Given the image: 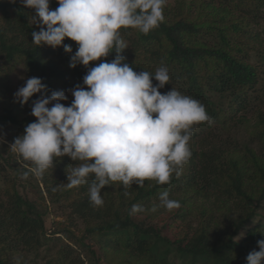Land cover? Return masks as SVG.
Instances as JSON below:
<instances>
[{"label": "trees", "instance_id": "obj_1", "mask_svg": "<svg viewBox=\"0 0 264 264\" xmlns=\"http://www.w3.org/2000/svg\"><path fill=\"white\" fill-rule=\"evenodd\" d=\"M58 6L50 0V9ZM262 9L264 0H175L165 5L164 20L148 34L120 30L128 45L121 54L135 71L155 73L166 67L169 84L159 91L175 88L198 100L211 119L192 128V155L181 167L190 169L188 176L173 173L167 184L149 186L145 180L142 187L113 194L110 182L102 189L103 206H94L89 200L92 177L80 186L66 185L70 157L57 158L42 177L29 173L25 179L29 165H22L10 148L35 121L32 102L41 94L21 105L6 83L9 71L23 63L25 81L41 78L47 86L42 94L50 96L83 86L88 69L69 67L78 45L68 38L64 43L72 47L71 54L62 46L33 44L31 33L39 31L34 10L24 8L21 0H0V264H15L10 256H32L37 263L44 255L50 257L48 264H84L83 254L88 264H164L168 254L180 257L182 264H246L247 255L259 251L257 242L264 240L262 221L246 231L244 240H235L264 210ZM114 58L110 53L102 59ZM73 99L61 103L69 106ZM175 184L176 192L192 193L178 201L176 219L184 234L173 236L170 225H155L160 212L149 215V222L130 214L133 205L149 211L152 198ZM195 195L202 203L196 213L199 227L192 228L185 224L195 212ZM48 201L78 224L54 233L65 237L57 252L48 247L54 241L46 229ZM79 223L83 228L78 230Z\"/></svg>", "mask_w": 264, "mask_h": 264}, {"label": "clouds", "instance_id": "obj_2", "mask_svg": "<svg viewBox=\"0 0 264 264\" xmlns=\"http://www.w3.org/2000/svg\"><path fill=\"white\" fill-rule=\"evenodd\" d=\"M57 2L59 6L52 10L50 0H21L24 8L34 10L32 19L39 26V31L31 33V42L54 49L62 46L69 54L73 49L65 39L76 42L69 67L83 65L88 71L83 86L70 90L74 99L69 106L61 103L68 99L62 90L43 95L47 86L37 77L27 78L14 93L21 105L41 94L32 102L35 121L10 146L21 158L19 162L29 165L24 178L29 173L42 177L57 158L68 156L80 163L67 172V187L80 186L92 177L89 200L94 206H103L102 189L110 182L119 181L124 187L133 182L142 187L145 180L169 183L192 155L193 126L211 117L198 100L177 89L159 91L169 84L166 67L155 73L135 71L121 54L128 45L120 33L133 28L148 34L158 27L167 0ZM110 53H115L114 59H102ZM96 61L101 62L89 66ZM159 200L167 210L180 206L167 191ZM144 211L143 206L133 205L130 214ZM257 243L259 251H251L246 264H264V240Z\"/></svg>", "mask_w": 264, "mask_h": 264}, {"label": "rangeland", "instance_id": "obj_3", "mask_svg": "<svg viewBox=\"0 0 264 264\" xmlns=\"http://www.w3.org/2000/svg\"><path fill=\"white\" fill-rule=\"evenodd\" d=\"M171 2H172V4H174L175 0H167V4L171 3ZM261 18H263V19H261V24H264V9L261 10ZM7 76H8V81H6V83L9 85V81H10L11 86L14 87L13 93H15L18 90V88L23 86V83L25 82L26 71H25L23 63H20L19 65L17 64L15 67H13L9 71ZM65 94L68 97V99L66 100V101H68L67 102V104H68L69 100L72 99V96L70 93H67V92H65ZM76 163L78 164L80 162L73 161V166ZM178 170L180 172V175L177 176L175 174V172H174V174L176 177H179V178H183L185 176H188L191 172L190 169L187 170L185 168H179ZM70 172L71 171L68 170V173H70ZM66 176H67V174H66ZM155 184H157L155 180H149L148 184H146V185L153 186ZM178 186H179V184H175V185H172L171 187L161 189L160 192L156 196H154L152 198V200L150 201L151 209L155 206L156 210L152 211L150 209L148 211L145 208V206H143L145 211L139 212L138 215L135 217V219L137 221L146 220L147 222H149V215H151V214L155 215V213L160 212V215H158L153 220L155 225H157L159 228H161L164 224L170 225L171 230H167V231L171 234H174L173 236H175V232L179 233L180 235L184 234L185 232H183V230L181 228V225H182L181 221L176 219V216H178L177 215V213H178L177 209L178 208H175L172 211H167V210H165L166 208L162 209V206L159 205L160 204L159 196L162 192H165V191H167L169 193L170 199L177 200V201H179L180 198H184L186 196H189V197L192 196V193H189L186 195V194H183L180 192H176V188ZM135 188H137L136 182H133L131 185L124 187L121 182L117 181V182H113L111 184L110 189L112 191H110V192H112V194H113V193L120 192L121 189H124V191H129V190L135 189ZM182 191H185V189H182ZM130 199H132V197H130ZM193 201L195 203L196 209L194 210L195 212L193 213V215L188 219V221H186L187 224H185V225H190L192 228H195V227H199L196 220H197L198 208H199V205L202 203V201L198 199L197 195H195L193 197ZM46 204L49 208L48 209L49 215L46 218V229H47L48 236L53 237V239H54V241L51 244H49L48 247L50 249H54V251L57 252L60 249V247L62 246V241H64L62 238H65V237H64V235H62L60 233H57V235H54V233L58 232V230L62 229L64 226H66L68 224L73 225V226H76L78 224L73 218H71L69 216V213L64 212V210L61 207L53 206L50 201H48ZM179 208H180V206H179ZM72 220H74V222ZM261 221L264 223V210H262L260 212V216L258 218H256L250 224H248L244 228V230H242L238 234V236L236 237L235 240H237V242H241L242 240H244L246 237V231L251 227L257 226L259 223H261ZM165 225H164V227H165ZM82 228H83V225L81 223H79L78 230L82 229ZM75 232H76V234H79L78 231L75 230ZM86 242H87V240H86ZM88 242H90V241H88ZM72 245H74V244H72ZM54 253L55 252H53V254ZM168 255H167L168 257L165 255V257H167V258H166V261L164 262V264H182L181 258L178 257L177 255H175V254H171V255L168 254ZM45 257H46V255H44L42 257V259H39V261L37 263L35 260H32V256H25V257L10 256L9 258H10V261L14 262L15 264H48L50 257H48V258H45ZM82 257H83V260L85 261L84 264H88L86 255L83 254ZM32 261H34L35 263H33ZM120 261H121V258H120ZM101 264H107V262L103 261ZM160 264H163V263L160 262Z\"/></svg>", "mask_w": 264, "mask_h": 264}]
</instances>
